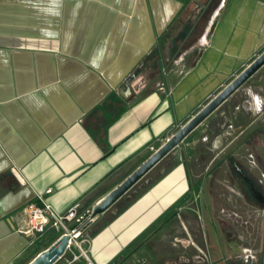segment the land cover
Instances as JSON below:
<instances>
[{
    "label": "crops",
    "instance_id": "obj_1",
    "mask_svg": "<svg viewBox=\"0 0 264 264\" xmlns=\"http://www.w3.org/2000/svg\"><path fill=\"white\" fill-rule=\"evenodd\" d=\"M203 11L193 0H0V264L40 253L11 215L41 197L59 213L94 206L264 50V0H219L200 27ZM230 170L264 176V67L96 218L89 260L111 264L145 239L125 264H174L166 213L188 192L181 213L201 191L213 209L222 187L238 190ZM214 222L208 212L203 236Z\"/></svg>",
    "mask_w": 264,
    "mask_h": 264
},
{
    "label": "rangeland",
    "instance_id": "obj_2",
    "mask_svg": "<svg viewBox=\"0 0 264 264\" xmlns=\"http://www.w3.org/2000/svg\"><path fill=\"white\" fill-rule=\"evenodd\" d=\"M213 12L214 8L211 13ZM204 21L206 20L201 19L198 25L202 27ZM192 159H194L192 154L187 156L188 162ZM227 165L231 167L228 162ZM230 173L233 174L231 178L235 179L233 170H230ZM259 179L264 178L259 177ZM257 182L258 179L255 178L256 187L261 194H264V185ZM238 185L236 193L231 192L229 188L232 186H229L222 187V192L218 193L219 197L213 194L217 196L218 202L217 206L215 205L216 207L214 206L211 210L202 209L201 203L204 199L214 200L215 196L213 199V196L206 191L195 192L194 195H197L195 204L189 201L188 205L191 209L181 213V219L189 218V232L193 235L196 244L202 243L199 248L206 249L211 258V264H264V204L252 198L241 182L238 181ZM230 195L232 198H229ZM227 199L232 201L228 202ZM233 200L237 201L236 207ZM208 212L212 222L215 221L214 229H216L211 236L209 234L203 236L202 221L205 223L204 227L208 229ZM198 216L201 217V222L198 221ZM224 228L227 231L226 234ZM84 248L86 249L87 245Z\"/></svg>",
    "mask_w": 264,
    "mask_h": 264
},
{
    "label": "water",
    "instance_id": "obj_3",
    "mask_svg": "<svg viewBox=\"0 0 264 264\" xmlns=\"http://www.w3.org/2000/svg\"><path fill=\"white\" fill-rule=\"evenodd\" d=\"M262 67H264V51L250 62L235 78L219 93L205 104L193 117L184 123L174 134L161 144L150 156L129 174L116 188L98 201L92 209V216L98 217L108 211L116 202L126 195L140 180H142L167 155L177 148L200 124L218 110L232 95L248 82ZM68 237L63 236L47 249L40 252L28 264H55L64 255Z\"/></svg>",
    "mask_w": 264,
    "mask_h": 264
},
{
    "label": "built area",
    "instance_id": "obj_4",
    "mask_svg": "<svg viewBox=\"0 0 264 264\" xmlns=\"http://www.w3.org/2000/svg\"><path fill=\"white\" fill-rule=\"evenodd\" d=\"M202 39V43L207 45V38ZM155 150L151 148L152 152ZM39 199L41 206L29 203L8 218L12 229L30 240L40 238L48 230L58 235L55 241L67 236V246L63 257L58 261L59 264H74L80 259L85 260V264H92L88 258L87 248L84 247L89 243L88 229L96 221V217L92 216L93 206H83L78 202L65 212L59 213L45 199L42 197Z\"/></svg>",
    "mask_w": 264,
    "mask_h": 264
},
{
    "label": "flooded vegetation",
    "instance_id": "obj_5",
    "mask_svg": "<svg viewBox=\"0 0 264 264\" xmlns=\"http://www.w3.org/2000/svg\"><path fill=\"white\" fill-rule=\"evenodd\" d=\"M250 163H251V159H250ZM261 177L264 178V176ZM228 181L232 185L234 184V182H236L237 188L239 186L238 181L241 182L247 188L252 198H254L258 203L264 204V194H261L258 188L256 187L255 178L236 176L235 179L228 178ZM257 183L264 185V179L258 178ZM180 211H181V206L175 208L169 216V218H171L173 222H175L178 225V229H179L178 234L176 236L177 244H178V254L174 258V264H211V258L210 255L207 253L206 249L204 247L202 248L203 250L199 248L202 246V243L197 242L196 244L194 241V237L193 235H191V233H190L191 239H188L185 231L181 228ZM186 241H188V245L186 248H184L183 244ZM147 245L148 244L145 241V239L140 241L130 251L128 252L126 251L125 253L117 257L111 264H125L127 260H129L132 256L135 255V253L138 251L139 248L147 249L148 247Z\"/></svg>",
    "mask_w": 264,
    "mask_h": 264
},
{
    "label": "trees",
    "instance_id": "obj_6",
    "mask_svg": "<svg viewBox=\"0 0 264 264\" xmlns=\"http://www.w3.org/2000/svg\"><path fill=\"white\" fill-rule=\"evenodd\" d=\"M194 1V4L196 5V9H200V11L204 10L203 13L204 15L202 14L201 16V19H206L209 14L211 13V11L213 10V8L215 9L216 6L218 5L219 3V0H193ZM189 13H191L192 15V12L191 10L189 11ZM188 41H191V38H188ZM98 142L100 144L103 145L104 143V140L103 138H98L97 139ZM188 198H192V194L191 192H188L186 193L180 200H178L169 210L168 212L166 213L167 214H170L171 212H173V210L179 206H181V204L183 202H185ZM93 235V234H92ZM91 235V236H92ZM58 237L57 234H55L54 232H52L51 230H48L45 234H43L40 238H38V242L35 243V246H36V250L35 252L36 253H39V252H42L44 251L45 249H47L55 240L56 238ZM137 241L135 243H133L128 249H127V252L130 251L135 245H136ZM74 264H85V260L83 259H80L79 262H76Z\"/></svg>",
    "mask_w": 264,
    "mask_h": 264
}]
</instances>
